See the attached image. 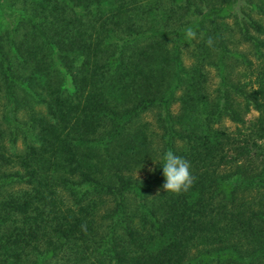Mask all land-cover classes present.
I'll return each mask as SVG.
<instances>
[{"label":"trees","instance_id":"obj_1","mask_svg":"<svg viewBox=\"0 0 264 264\" xmlns=\"http://www.w3.org/2000/svg\"><path fill=\"white\" fill-rule=\"evenodd\" d=\"M0 264H264V0H0Z\"/></svg>","mask_w":264,"mask_h":264},{"label":"clouds","instance_id":"obj_2","mask_svg":"<svg viewBox=\"0 0 264 264\" xmlns=\"http://www.w3.org/2000/svg\"><path fill=\"white\" fill-rule=\"evenodd\" d=\"M186 31L188 37H195V32L191 28ZM162 163L165 177V183L162 187L167 193L179 194L188 191L192 187L194 177L190 170L191 164L187 159L174 154L172 150H168L162 156Z\"/></svg>","mask_w":264,"mask_h":264},{"label":"rangeland","instance_id":"obj_3","mask_svg":"<svg viewBox=\"0 0 264 264\" xmlns=\"http://www.w3.org/2000/svg\"><path fill=\"white\" fill-rule=\"evenodd\" d=\"M189 60H191L190 55L188 52H185L183 55V61L186 64H188ZM208 72H209V87H210V90H213L217 86L219 78L216 75V70L213 67L209 68ZM233 75L236 76L237 75L236 72H233ZM171 111L173 112V114H177L179 112V104L177 102L173 104ZM256 116H257V112L252 110L250 113H248L245 116V118L251 120V119L255 118ZM144 118L151 121L153 118V114L151 112L147 113ZM222 123H223V125L229 127L230 129H232L234 127V124L231 123L229 120H224ZM152 167H153L152 165H149L145 168L144 171H142L140 173H136L135 175L136 176L139 175V177H145L147 174H149L152 171V169H153Z\"/></svg>","mask_w":264,"mask_h":264}]
</instances>
